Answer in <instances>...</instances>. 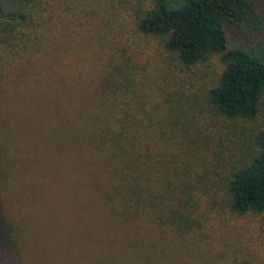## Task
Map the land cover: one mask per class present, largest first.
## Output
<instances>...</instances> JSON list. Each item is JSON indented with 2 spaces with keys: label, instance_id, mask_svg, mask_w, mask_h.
Masks as SVG:
<instances>
[{
  "label": "trees",
  "instance_id": "1",
  "mask_svg": "<svg viewBox=\"0 0 264 264\" xmlns=\"http://www.w3.org/2000/svg\"><path fill=\"white\" fill-rule=\"evenodd\" d=\"M246 215L264 6L0 0V264H264Z\"/></svg>",
  "mask_w": 264,
  "mask_h": 264
},
{
  "label": "rangeland",
  "instance_id": "2",
  "mask_svg": "<svg viewBox=\"0 0 264 264\" xmlns=\"http://www.w3.org/2000/svg\"><path fill=\"white\" fill-rule=\"evenodd\" d=\"M256 1L260 5L264 6V0H256ZM201 68H202V70H203V68L205 69L204 66H202ZM220 68H221V63H220L219 59L217 57H215L213 59V61L211 62V66H209V69L208 68L207 69L210 71H213V70H220ZM210 71H208V72H210ZM228 216H230V215H228ZM256 221H257V218H255L252 215H246L243 217H238V216L233 217L229 223L234 230V231H232L231 236L236 237V230H237V231H239L240 235L242 234L241 238L247 239V237H248L247 233L252 232L251 230H253L255 228V226L257 225ZM257 227H258V225L255 228L256 230H258L257 231V237L260 236V238H262L261 240H264V231H260V228H257ZM261 240H258L259 244L264 243V241H261Z\"/></svg>",
  "mask_w": 264,
  "mask_h": 264
}]
</instances>
